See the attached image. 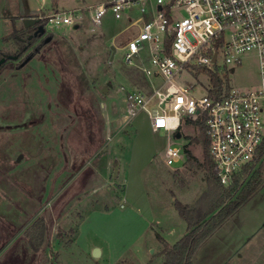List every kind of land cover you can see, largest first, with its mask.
Returning a JSON list of instances; mask_svg holds the SVG:
<instances>
[{
    "label": "rangeland",
    "instance_id": "374dc122",
    "mask_svg": "<svg viewBox=\"0 0 264 264\" xmlns=\"http://www.w3.org/2000/svg\"><path fill=\"white\" fill-rule=\"evenodd\" d=\"M103 1L0 0L1 41L22 28L15 16L26 11L33 15L24 18L81 15L76 27L46 23L14 59L19 67L0 76V264H161L163 243L186 232L174 200L190 205L206 190L197 124L186 123L180 138L153 129L143 112L124 124L126 94L147 96L162 79L124 61L122 48L139 31L128 17H141L138 9L120 20L108 11L99 28L91 25L87 8ZM227 79L231 90L256 89L255 55ZM168 139L182 152L171 166ZM185 149L194 161H185ZM262 174L259 193L200 247L194 264H264V157Z\"/></svg>",
    "mask_w": 264,
    "mask_h": 264
},
{
    "label": "built area",
    "instance_id": "2783aa9c",
    "mask_svg": "<svg viewBox=\"0 0 264 264\" xmlns=\"http://www.w3.org/2000/svg\"><path fill=\"white\" fill-rule=\"evenodd\" d=\"M130 9L146 17H128L139 31L122 48L124 61L138 60L146 76L160 77L162 84L147 96L126 94L125 123L143 112L153 129L173 134L186 123L202 122L213 172L222 186H231L264 144V0H104L87 8L96 28L108 11L120 20ZM37 19L76 27L81 15L72 9ZM251 53L258 62V87L231 90L228 71ZM209 74L222 80L218 94L212 93ZM153 100L156 106L148 108ZM164 158L169 166L182 161L181 149L169 139Z\"/></svg>",
    "mask_w": 264,
    "mask_h": 264
},
{
    "label": "trees",
    "instance_id": "16d2710c",
    "mask_svg": "<svg viewBox=\"0 0 264 264\" xmlns=\"http://www.w3.org/2000/svg\"><path fill=\"white\" fill-rule=\"evenodd\" d=\"M46 20H39L36 26H44ZM31 28L13 29L11 34L4 38L11 41V50L6 52L5 47H0V76L6 70H14L19 64H14V59H18L26 49L31 47L39 38L34 35L35 30ZM9 46V45H8ZM210 82L213 86L212 93L218 94L222 91V80L217 74H209ZM200 131L204 132V124L196 122ZM203 166L206 173V190L198 199L190 205H185L174 200V206L179 216L186 223L185 234L173 245L163 243L160 251L162 257L161 264H194L195 256L200 247L210 239L214 233L219 230L235 213L242 208L251 198L259 193L262 187V158L264 157V144L259 148L255 159L248 163L236 175L233 183L229 187H224L218 181L212 169V163L209 158V143L207 138L203 139ZM186 161H194L190 151L184 150ZM35 249L32 244H30ZM229 264V263H225Z\"/></svg>",
    "mask_w": 264,
    "mask_h": 264
},
{
    "label": "water",
    "instance_id": "95a60500",
    "mask_svg": "<svg viewBox=\"0 0 264 264\" xmlns=\"http://www.w3.org/2000/svg\"><path fill=\"white\" fill-rule=\"evenodd\" d=\"M39 22V19H37V18H25V19H23V25H24V27L25 28H28V27H31V26H34V25H36L37 23ZM45 33V29H44V26H38L37 27V30L35 31V33H34V35L36 36V35H42V34H44ZM50 38H46V40H44V41H47V40H49ZM110 50H111V58H110V60H112V58H113V55H114V53H115V47L112 45V46H110ZM13 59H16L15 57H13ZM215 60V57L213 58V61ZM233 71V70H232ZM106 90H107V87H103L102 88V92L103 93H105L106 92ZM175 137L176 138H180V133L179 132H176L175 133ZM92 256L94 257V258H97V257H99L100 256V250L98 249V248H95L94 250H93V253H92Z\"/></svg>",
    "mask_w": 264,
    "mask_h": 264
},
{
    "label": "crops",
    "instance_id": "0c3cea01",
    "mask_svg": "<svg viewBox=\"0 0 264 264\" xmlns=\"http://www.w3.org/2000/svg\"><path fill=\"white\" fill-rule=\"evenodd\" d=\"M27 15H33V13H29V12H27L26 11V13L24 14V15H20V16H15L16 18H19V17H23V19H25L24 18V16L26 17ZM31 18H35V17H31ZM37 18V17H36ZM23 19H22V25H23ZM24 27V25L22 26V28ZM21 28V29H22ZM20 30V29H19ZM149 121V120H148ZM150 123V122H149ZM124 124H126L125 122H124ZM150 126H151V124H150ZM186 161V160H185ZM180 163V162H179ZM60 175V174H59ZM59 176L57 175V177L56 178H58ZM106 179V178H105ZM106 184V183H105ZM161 249V248H160ZM100 256H101V249H100Z\"/></svg>",
    "mask_w": 264,
    "mask_h": 264
},
{
    "label": "flooded vegetation",
    "instance_id": "af4514ba",
    "mask_svg": "<svg viewBox=\"0 0 264 264\" xmlns=\"http://www.w3.org/2000/svg\"><path fill=\"white\" fill-rule=\"evenodd\" d=\"M36 30V29H35ZM48 38V37H47ZM46 40V39H45Z\"/></svg>",
    "mask_w": 264,
    "mask_h": 264
}]
</instances>
